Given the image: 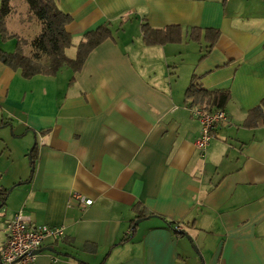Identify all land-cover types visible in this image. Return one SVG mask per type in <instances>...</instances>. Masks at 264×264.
<instances>
[{
	"label": "crops",
	"instance_id": "obj_1",
	"mask_svg": "<svg viewBox=\"0 0 264 264\" xmlns=\"http://www.w3.org/2000/svg\"><path fill=\"white\" fill-rule=\"evenodd\" d=\"M57 4L72 17L70 47L104 23L112 37L76 72L26 79L0 62V245L22 211L64 227L34 264H264V125H242L264 99V0ZM12 13L26 38L8 30ZM142 23L180 25L182 41L148 46ZM5 26L30 54L41 24L23 0ZM191 27L219 31L208 53V42L189 40ZM192 76L230 92L228 121L204 150L198 105L185 97ZM34 145L30 170L19 158ZM73 192L93 203L81 208ZM146 211L155 215L137 219Z\"/></svg>",
	"mask_w": 264,
	"mask_h": 264
},
{
	"label": "trees",
	"instance_id": "obj_2",
	"mask_svg": "<svg viewBox=\"0 0 264 264\" xmlns=\"http://www.w3.org/2000/svg\"><path fill=\"white\" fill-rule=\"evenodd\" d=\"M25 1L29 12L41 24L40 32L31 40V52L26 55L22 49L26 41L16 34H9L5 26V17L11 10L10 0H0V38L3 41L10 38L17 39L13 51L7 52L0 48V62L14 70L20 69L22 77L26 79L38 74L55 75L63 66L69 67L73 72L79 71L88 54L102 41L112 37L109 24H101L96 29L85 32L76 46L75 56L68 57L65 50L72 45V37L66 30V25L72 21V17L59 8L57 0ZM182 30L180 25H167L162 28H153L147 23L140 25L143 42L148 46L180 43ZM218 36L219 31L212 28L191 27L188 32L189 40L208 42L206 53L209 52ZM185 97L190 101V105H201L206 110L213 111L225 108L230 99V92L227 89H205L196 82L195 76H192L185 91ZM242 125L248 128L264 125V99L247 112ZM35 149L36 145L30 148L28 153L31 170H33L35 161ZM7 193L8 190H2L3 200ZM148 215L155 214L146 211L139 214L137 219ZM131 231L124 235L120 243L130 239ZM175 232L177 235L183 234L180 231Z\"/></svg>",
	"mask_w": 264,
	"mask_h": 264
},
{
	"label": "built area",
	"instance_id": "obj_3",
	"mask_svg": "<svg viewBox=\"0 0 264 264\" xmlns=\"http://www.w3.org/2000/svg\"><path fill=\"white\" fill-rule=\"evenodd\" d=\"M190 111L201 123L195 145L204 150L214 138L216 128L228 121L227 114L224 109L208 111L201 105L190 108ZM70 200H75L81 208L93 203L91 198L77 192L71 194ZM174 229L181 230V226L177 224ZM5 230V240L0 245V264H34L36 250L42 248L47 240H59L64 236L62 225L35 224L22 211L14 214L6 223Z\"/></svg>",
	"mask_w": 264,
	"mask_h": 264
},
{
	"label": "rangeland",
	"instance_id": "obj_4",
	"mask_svg": "<svg viewBox=\"0 0 264 264\" xmlns=\"http://www.w3.org/2000/svg\"><path fill=\"white\" fill-rule=\"evenodd\" d=\"M16 0H10V7L14 6ZM24 4L28 5L27 2L25 0H23ZM11 9V8H10ZM11 16V19H10ZM8 18V30L9 31H17V33L20 35V37H27V35L25 34V32H23V30H21V26L18 22H16V16H14V13H12V15H10ZM22 31V32H21ZM190 42V41H189ZM17 43V39L16 38H10L9 40H7L6 44H1L0 43V48H2L5 51H11L14 49L15 45ZM191 44V43H190ZM23 47V46H22ZM26 50V49H25ZM75 50H76V46L74 47H70L66 50V53L68 56L73 57L75 55ZM29 149L26 150L21 156L20 161L23 162V164L25 165V168H27V166L29 165ZM31 170V168H30Z\"/></svg>",
	"mask_w": 264,
	"mask_h": 264
},
{
	"label": "water",
	"instance_id": "obj_5",
	"mask_svg": "<svg viewBox=\"0 0 264 264\" xmlns=\"http://www.w3.org/2000/svg\"><path fill=\"white\" fill-rule=\"evenodd\" d=\"M138 221H140V220H136V221H135V224H137ZM44 249L50 250V248H45V247H43V248H39L38 250H36L35 253L40 252V251H42V250H44Z\"/></svg>",
	"mask_w": 264,
	"mask_h": 264
}]
</instances>
